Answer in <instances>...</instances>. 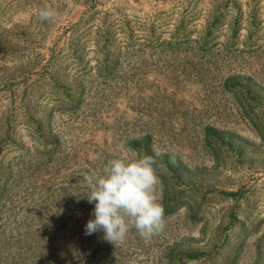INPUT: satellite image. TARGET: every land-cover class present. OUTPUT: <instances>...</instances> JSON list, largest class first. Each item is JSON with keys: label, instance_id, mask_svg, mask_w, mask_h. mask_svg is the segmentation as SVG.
Listing matches in <instances>:
<instances>
[{"label": "rangeland", "instance_id": "1", "mask_svg": "<svg viewBox=\"0 0 264 264\" xmlns=\"http://www.w3.org/2000/svg\"><path fill=\"white\" fill-rule=\"evenodd\" d=\"M143 155L165 230L85 235L80 174ZM0 233L2 264H264V0H0Z\"/></svg>", "mask_w": 264, "mask_h": 264}, {"label": "clouds", "instance_id": "2", "mask_svg": "<svg viewBox=\"0 0 264 264\" xmlns=\"http://www.w3.org/2000/svg\"><path fill=\"white\" fill-rule=\"evenodd\" d=\"M41 21H54L56 9L44 6L38 12ZM127 141L117 145L123 150ZM152 156L134 159L114 158L108 161L98 175L81 173L90 189L88 203L95 204L94 219L85 226V235L103 232L104 241L123 243L130 229L135 228L146 242L166 228L165 209L159 202L157 189L160 178Z\"/></svg>", "mask_w": 264, "mask_h": 264}, {"label": "trees", "instance_id": "3", "mask_svg": "<svg viewBox=\"0 0 264 264\" xmlns=\"http://www.w3.org/2000/svg\"><path fill=\"white\" fill-rule=\"evenodd\" d=\"M107 36L108 37H104V39L101 38V37L100 38H93V39H91V42L94 43V45L96 46V48H103V49H109L110 46H113L114 48H117L119 50L122 49V47H125V48H135V46H137V45L139 47L148 46V45H146V43H143V42L142 43H139L140 40H143V39H134V38H132V39H129V41H126V40H119L116 37H114L113 35H111V36L107 35ZM189 39L190 38H188V36H185V37L181 38L179 40V42L181 40L189 41ZM125 42H126V44H125ZM150 44L151 45H149V47H158V46H162V44H166V42H162L160 40H155V41H153ZM138 139H141V138H137V140ZM1 252H2V248H1V244H0V255H1ZM0 264H2V263H0Z\"/></svg>", "mask_w": 264, "mask_h": 264}]
</instances>
